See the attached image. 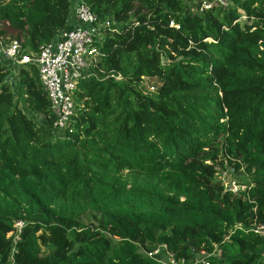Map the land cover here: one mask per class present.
<instances>
[{"label":"trees","instance_id":"obj_1","mask_svg":"<svg viewBox=\"0 0 264 264\" xmlns=\"http://www.w3.org/2000/svg\"><path fill=\"white\" fill-rule=\"evenodd\" d=\"M72 1L0 0V42L36 53ZM82 1L101 39L71 131L34 63L0 56V264H162L160 245L264 264V0ZM228 165L236 192L216 179Z\"/></svg>","mask_w":264,"mask_h":264},{"label":"built area","instance_id":"obj_2","mask_svg":"<svg viewBox=\"0 0 264 264\" xmlns=\"http://www.w3.org/2000/svg\"><path fill=\"white\" fill-rule=\"evenodd\" d=\"M197 1L200 2L197 9L199 12L211 8L213 4L228 6L227 0ZM72 3L69 25L41 45L36 53L20 55V46L16 41L8 44L0 42V56L7 65L34 63L37 67L40 84L50 103V112L55 116L53 127L60 132L71 131V119L74 115L73 94L80 78L88 77L91 74L90 68L96 66L99 59L96 44L101 39L99 24L89 7L82 0H73ZM228 188L232 192L238 190L235 183ZM21 225L22 222H16L14 226L19 229ZM253 232L264 237V224L254 225ZM160 251L166 255V262L158 258ZM147 255L162 264H188L184 259H176L167 252L164 245L157 246ZM192 264L209 262L199 257Z\"/></svg>","mask_w":264,"mask_h":264},{"label":"rangeland","instance_id":"obj_3","mask_svg":"<svg viewBox=\"0 0 264 264\" xmlns=\"http://www.w3.org/2000/svg\"><path fill=\"white\" fill-rule=\"evenodd\" d=\"M227 3L229 5L232 4L231 0H227ZM10 70L15 71L14 66H12ZM11 82H12V80H10L9 84ZM143 84H144L145 89L147 91H154L160 83H159L158 79H156V78H149V79L144 78ZM11 89L13 90V92H16L15 87L11 86ZM238 178H239V175L235 174V171L232 170V167L229 165L225 169L220 171L218 176H216V179L219 181L221 180L222 184L225 187L232 186V184H234ZM158 258L163 262H166V260H167L166 255L162 251L159 252Z\"/></svg>","mask_w":264,"mask_h":264},{"label":"water","instance_id":"obj_4","mask_svg":"<svg viewBox=\"0 0 264 264\" xmlns=\"http://www.w3.org/2000/svg\"><path fill=\"white\" fill-rule=\"evenodd\" d=\"M188 245H190V243H188Z\"/></svg>","mask_w":264,"mask_h":264}]
</instances>
